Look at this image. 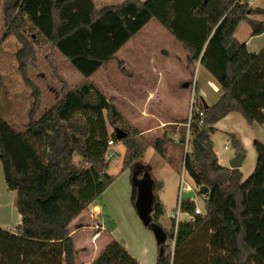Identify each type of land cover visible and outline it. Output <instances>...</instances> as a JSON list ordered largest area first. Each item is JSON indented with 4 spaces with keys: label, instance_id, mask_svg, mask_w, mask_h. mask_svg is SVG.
Segmentation results:
<instances>
[{
    "label": "trees",
    "instance_id": "obj_1",
    "mask_svg": "<svg viewBox=\"0 0 264 264\" xmlns=\"http://www.w3.org/2000/svg\"><path fill=\"white\" fill-rule=\"evenodd\" d=\"M2 13L5 36L21 43L15 57L33 101L22 131L0 116V162L21 216L14 232L0 227V264H76L71 222L99 203L114 179L106 171L107 140L117 141L109 128L126 132L120 140L125 147L122 166L130 170L135 209L141 174L134 172V165L145 151L153 147L173 165L169 146L174 142L168 135L147 139L113 97L87 81L111 60L121 66L116 52L152 18L181 43L188 66L198 62L221 92L205 108L202 125L192 128L203 150L195 147L184 162L193 184L209 189L205 213L194 221H180L176 228L172 221L162 232L161 206L152 203L147 227L164 238L158 242L156 264H264V143L253 142L255 167L242 180L238 168L218 162L211 140L212 125L230 112L240 113L249 124L264 123V47L249 52L235 37L243 21L252 35L264 32L263 8L248 0H124L101 9L94 0H2ZM41 41L58 49L86 81L36 117L40 91L27 74L26 61ZM184 134L183 128L177 138L181 148ZM230 137L236 151L243 153L235 135ZM194 206L190 199L182 202L186 212ZM255 218L261 221L250 230L249 221ZM100 219L109 231L114 228L105 215ZM258 234L263 242L251 244L249 237L255 240ZM166 239L174 240L172 252H166ZM82 264L141 263L112 238L92 261Z\"/></svg>",
    "mask_w": 264,
    "mask_h": 264
},
{
    "label": "rangeland",
    "instance_id": "obj_2",
    "mask_svg": "<svg viewBox=\"0 0 264 264\" xmlns=\"http://www.w3.org/2000/svg\"><path fill=\"white\" fill-rule=\"evenodd\" d=\"M123 1L124 0H94L97 9L118 5ZM251 5H257L260 7L262 6L264 8V2L262 0L253 2L251 3ZM254 18L262 19L263 16L257 15L254 16ZM249 28L250 26L246 22H241L239 25V37L243 38L245 31ZM241 30H243L242 32L244 33H242ZM5 32L6 27L4 24V16L2 13V0H0V116L6 119L9 123H13L14 125H16V129L18 131H22L24 128V124L27 122L28 112L30 110L33 98L31 89L24 82L18 70V63L15 57V53L21 47V43L18 42L12 35L6 37ZM166 36L172 37L156 19H150L141 29V31L134 35V39L132 40L131 44L129 43L130 46L126 48L127 52H124V49H120L121 51H118L116 53L117 57L121 59H129L132 57L134 61L136 60L135 62H133L134 65H127L122 61L123 63L121 66L117 64V67L114 66L110 68L106 67V69H100L94 75L87 79L88 82L92 83L106 97L107 95L103 91H106L107 93L113 92L117 94V97L112 96L114 98V101L116 99L117 103L121 106L120 108H123L124 110H127V112H130L132 114L136 121L132 123L129 120L128 121L139 130H141L143 127H151L153 120L148 119V116L154 114L158 117H160L161 115L162 119L169 118L172 110H174L178 105L176 100V102L172 101V104L169 105V107L161 105L162 103L158 105L159 103L153 104L149 101H146L147 97L153 98V96L150 95L147 90L149 91L153 90L152 88H155L154 86L148 85L155 76L152 74H156V70H153L150 64H153V61L159 62L164 58L163 52H165V50L159 43L160 40L162 41V39ZM263 38L264 37H262V39ZM164 44L165 46L167 45V47L170 46L169 42H164ZM134 47L138 48L145 55L140 53L139 50L138 52L134 51ZM128 50L130 53L128 52ZM179 51V55L175 54V59H177L180 63L182 62V66L180 69L183 70L184 66H186L188 70L189 79L187 80V82L189 84V99L191 94L190 86H192L193 83H195L196 86H199V90L203 96L207 95L208 97V94L210 95L212 93L209 86L210 84L206 82L204 78V74L206 72L208 73V71L198 62L194 66L189 67L185 58V53L181 51L180 48ZM148 54L149 57H147ZM140 56L142 57L141 59ZM160 57H162V59ZM26 66L29 78L35 83L38 89H41L42 87L43 89H46L47 86H54L50 88L52 92L50 97H47L49 98L47 103L39 99L40 101L37 107L36 117H40L44 112H46L47 109L51 107L55 103V101H57L62 96L63 93L81 85L84 81H86L84 77L74 68V66L61 54L58 49L53 48L48 44H44L42 41L34 47L31 56L26 61ZM172 71L174 72L175 69H173ZM176 87L179 88L178 86ZM126 92L127 95L129 94L131 96L136 105H133L132 107L128 106L126 104L128 101L121 98L123 97L122 95H125ZM54 96H56V100H53ZM12 104L15 106L13 111L7 113L8 107ZM187 107V109H189V103ZM185 118L183 119V122ZM163 128L164 131H161V136L163 134H170L172 126H166ZM112 132L113 130L109 128L108 134L111 135ZM155 134L157 135L159 133ZM143 135L149 140H154L155 138H150V135L148 134L143 133ZM229 147L232 148V146ZM169 153L175 165H171L163 158H161L153 147H149L143 154V157H141L140 160H138L134 165V172L139 173V170L145 171V173L143 172V175L141 174L140 178H137L139 183L148 182L152 184V178L154 179L155 185L154 183L153 185L155 186V188H153L152 191L151 205L152 203L159 200L164 208V213L159 219L162 227V232L167 231L171 228L172 220L170 219V215L172 212H174V209L176 207L178 189L182 174L181 147L175 144H171L169 146ZM120 159L121 155L118 154L110 160L108 168V172L110 174H116L118 173V171H120L116 169V166L119 163ZM143 161L151 166V172L149 170H146V167L142 165ZM255 163L256 152L255 149H253L251 153H247L246 159L241 167V171L243 172L242 180H245L252 173L255 167ZM141 166L142 168H140ZM249 166L251 168L247 169V167ZM176 168L178 170H176ZM188 187H193L195 189V196L191 198V201L196 206L204 209L205 200L203 199V194L200 193L199 190L194 186L192 179L184 171V189H187ZM120 205L122 217H120L119 219H128L130 217L128 211L130 203L128 200V196H126L125 190L121 191ZM133 208L134 210H136L134 206ZM90 215L91 213L89 210L84 211L82 217L75 223L79 224V222H81L78 227H82L83 225L86 226V230L83 231V233L74 235L75 248L78 249L76 264L87 263L93 257L92 255H94L95 252L98 253L103 249L102 244L104 243L105 239L104 235L108 231L107 228L103 230V235H100L96 240L91 241V245L86 243L85 239H83L84 236H87V234L94 235L96 232L101 230V219H99V217H90ZM180 218L183 220L186 218V214L184 213L183 209H181ZM260 221L261 219L258 218L249 221L254 223H251V225L249 224L250 230L255 229V227H257V224L255 223ZM6 223L7 222H2L0 225H2L4 229H6ZM10 223L16 225V222ZM13 225L11 226V231L14 232L15 226ZM128 226L129 223L123 220L122 224H120L119 232L128 233V231L130 230ZM141 226L143 230H151L156 236L155 231L148 228L144 224ZM261 234L264 237V230H262ZM261 234H258L259 236L256 235L257 237L255 240L253 239L254 236H250L248 241L251 244L263 242ZM165 245L167 246L166 252H172L174 240L166 239ZM86 249L87 251L88 249L93 251L85 252Z\"/></svg>",
    "mask_w": 264,
    "mask_h": 264
},
{
    "label": "crops",
    "instance_id": "obj_3",
    "mask_svg": "<svg viewBox=\"0 0 264 264\" xmlns=\"http://www.w3.org/2000/svg\"><path fill=\"white\" fill-rule=\"evenodd\" d=\"M256 1H258V0H254L253 2H256ZM262 1L264 2V0H262ZM258 7H260V6H258ZM261 8H263V7L261 6ZM255 16H257V15H255ZM239 25L235 31V37L238 39V41L244 42L246 44L247 50L249 52L258 53L264 47V38L262 39V37H264V32H262L259 35H252L251 34V28H249L245 31L243 38H240L238 35ZM242 31L243 30H241V32ZM242 33H244V32H242ZM172 37L166 36L162 39V41L160 40L159 44H161L162 48L165 50V52H163L164 58L162 59V57H160L162 59V60L160 59L161 61H159V62L153 61V64L152 63L150 64L151 68L153 70H156V74H154V73L152 74L155 76L148 85L154 86L156 89L152 88L153 90H149V91L147 90V92L150 95H152L153 98L147 97L146 101H149L153 104L159 103L158 105H160V103H162L161 105H165V106L169 107V105L172 104V101L176 100L178 105L176 106V108L174 110H172L169 118L162 119L161 115H160V117H158L154 114L148 116V119L153 120V123H152L150 128L143 127L141 129V131L144 134L150 135V138H153V137L157 138V137H161L160 133H162L164 131L163 127H166V126L171 127L172 126V130H171L170 134H168V136L173 140L175 145H178L174 136L176 135V138H178L179 133L183 130V126H182L183 119L187 116L186 114L188 113L187 112L188 111L187 106L189 103V101H188L189 100V89H188V86L186 87V86H184V84L185 83L188 84L187 80L189 79V73H188L186 66H184L183 70L180 69L182 66V62L180 63L177 59H175V54L179 55V52H180L179 48L181 51H183L185 53L186 60H187V52L182 47L181 43L179 41H177L174 37L173 38ZM133 39H134V36L131 37L129 39L130 41L128 40L123 45L124 47L122 46L120 49L121 50L124 49V52H127L126 48L130 46ZM164 42H169L170 46L169 47H167V45L165 46ZM120 49L118 51H121ZM133 50L138 52L139 49L134 47ZM128 52H129V50H128ZM140 53H142V52L140 51ZM143 55H145V54H143ZM115 57L118 60L123 61V62H125V64L130 65V66L134 65L133 62L136 61V60L134 61L132 59V57L129 59H121V58H118L116 54H115ZM147 57H149V54ZM141 58L142 57L140 56V59ZM114 61H115V63H114ZM117 64L118 63H117L116 59L111 60L108 63L101 66L97 71H99L100 69H106V67L107 68L114 67V66L117 67L116 66ZM173 69H175L174 72L172 71ZM208 73L206 72L204 74V78H205L206 82H208L210 84L209 86H210L212 93L210 95L208 94V97H207V95L203 96L199 90V86H197V95L200 97L201 100H204L206 102L207 106H210L218 100L221 92H220V89H219V86H218L216 80L211 76L210 73L209 74ZM197 85H198V83H197ZM176 86H178L179 88H177ZM52 87H54V86H47L46 89L45 88L43 89V87L41 89L39 88L41 91L40 92L41 93L40 94V100L41 101H44L46 103L48 102L49 98H47V97H50L51 92H52V90L50 88H52ZM103 92L107 95L108 98L112 97V96L117 97V94H115L113 92H108V93L106 91H103ZM122 96L124 97V98L121 97L123 100L128 101L126 103L128 106L132 107L133 105H136L135 102L133 101V99L131 98V96L129 94L127 95V92L125 93V95H122ZM144 96H145V94H144ZM53 100H56V96L53 97ZM114 103L118 107L120 112L125 117H127V119L131 123L136 121L130 112H127V110L120 108L121 106L117 103L116 99H115ZM14 107L15 106L13 104L10 105L8 107L7 113L12 112ZM212 127L214 128V132L211 134V140L213 142V150L217 156L218 162L222 166H225V167L231 168L229 166V161L233 158V156H235V154L239 153L235 149L233 140L230 137L231 134L235 135L236 140L240 142V144L244 150V152L242 153L243 159L241 161V165L238 167V169L240 171H241V167H242V165L246 159L247 153H251V151L254 149L253 142L255 140H258V141L264 143V123H262V124H259V123L249 124L246 121V119L243 117V115H241L238 112H230V113L226 114L225 116H223L222 118L217 120L212 125ZM111 130H113V129H111ZM154 132L159 133V134L156 135ZM154 135H156V136H154ZM110 139L112 140V137H109L108 140H110ZM108 140H107V142H108ZM229 146H232V148H230ZM107 152L112 153V157L107 159L108 160V165H107V169H106L107 173L110 174L108 172L110 160L113 159L118 154L121 155V159H120L119 163L117 164L116 169L120 170V171H118V173H116V174H110V175L114 176V179L107 186V188L103 191V193L101 195L100 203L92 204L90 206V209H89V211L91 213L90 217H93V218L99 217V219H100V215L103 214V215H105L107 220L112 219L109 221H112L114 224V228L111 231L108 230L105 233V235H104L105 239H104V243L102 244V248H104L107 245V243L113 238V239L121 242L124 245V247L126 248V250L134 258H136L141 264H156V259H157V255H158L156 236L151 230H143L141 228L142 227L141 225H143V224L139 218L137 211L134 210L133 205L131 203L130 170L129 169H123V166H122V158H123V155L125 152V147L123 146V144L121 143L120 140H117V141L114 140L112 145L107 144ZM181 152H182V148H181ZM75 159H77V158H75ZM142 165L146 167V170H149L151 172V166H149L145 161H143ZM173 165H175L174 162H173ZM140 168H142V166ZM249 168H251V167L250 166L247 167V169H249ZM176 170H178V169L176 168ZM143 172L145 173V171L139 170V173L142 175H143ZM241 173L243 176L242 171H241ZM152 180L154 183L153 178H152ZM149 184H150V187H152L151 183H149ZM154 185H155V183H154ZM154 188H155V186H154ZM122 190H125L126 196H128V200L130 203V206L128 207V211H129L130 217L128 219L120 220L119 218L122 217V211L120 210L121 209L120 194H121ZM151 191H153V190L151 189ZM190 200H191V198H190ZM126 201H127V199H126ZM157 203L160 204L161 209H162V214H163L164 208H163L162 204L160 203L159 200L157 201ZM83 213L84 212H82L77 218H75L71 222V235H72V238L74 240V246H75L74 235L75 234L78 235V233H83V231L86 230L85 225H83L82 227H78V225L81 222H79V224H75L76 221L82 217ZM170 219L173 221V212L170 215ZM123 220L129 223L128 228L130 230L128 231V233H120L119 232V227H120V224H122ZM2 222H7L6 223V229L8 226L11 227L13 225L10 222H16V225H13V226L17 227L21 222V216L18 213L17 208H16V192L11 191L7 188L5 180H4L2 165L0 162V224ZM100 222H101V226H100L101 230L100 231L96 232L94 235L87 234V236H84V238H83V239H85L86 243H88L89 245L92 244V242H91L92 240H96L100 235L104 234L103 230H105L106 228H105V225H103V222L101 220H100ZM0 227L4 228V227H2V225H0ZM81 230H82V232H81ZM75 249L78 250L77 248H75ZM91 251H93V250L88 249V251H87V249H86L85 252H91ZM98 253L95 252L94 255H92L93 257L87 263L92 261L98 255Z\"/></svg>",
    "mask_w": 264,
    "mask_h": 264
},
{
    "label": "built area",
    "instance_id": "obj_4",
    "mask_svg": "<svg viewBox=\"0 0 264 264\" xmlns=\"http://www.w3.org/2000/svg\"><path fill=\"white\" fill-rule=\"evenodd\" d=\"M254 0H248V3L251 4L253 3ZM191 88V94H190V99H189V109H188V113L187 116L184 120V122L182 123V126L185 130V134H184V142L182 145V160H181V169H182V174H181V180H180V185H179V189H178V195H177V201H176V207L174 209L173 212V221L175 224V228L177 226V224L182 221L183 219L180 218V214H181V209H182V202L185 200L183 198V193L187 192L189 190H192L195 193V189L193 187H188L187 189H184V162H185V158L187 155H189L192 150L195 148L194 142H193V134H192V128L193 125L196 123V125H202L203 123V119H204V105L202 100L200 99V97L197 96V86L195 85V83L192 84V86H190ZM176 141L178 140L176 138V135L174 136ZM108 145H112L113 141L110 139L107 142ZM112 157V153L111 152H107L105 155L106 159H109ZM198 190L200 187L195 186ZM203 199L206 200L207 199V195L205 193H203ZM184 213L186 214V218L185 220L188 221H194L197 215H204L205 211L203 208H200L199 206H194L193 210L190 212H186L184 211ZM7 230H11V227L8 226Z\"/></svg>",
    "mask_w": 264,
    "mask_h": 264
},
{
    "label": "water",
    "instance_id": "obj_5",
    "mask_svg": "<svg viewBox=\"0 0 264 264\" xmlns=\"http://www.w3.org/2000/svg\"><path fill=\"white\" fill-rule=\"evenodd\" d=\"M184 86L187 87L188 84L185 83ZM202 102L204 108H207L206 102L204 100H202ZM113 132L117 140H121L122 137L126 135L125 131L118 128L113 129ZM193 142L195 147H197L200 150H203L202 144L196 138H193ZM242 159H243V154L241 152L235 154V156H233V158L229 161V166L231 168H238L241 165ZM208 190L209 189L206 186H201L199 188V192H201L202 194L208 192ZM194 196L195 193L192 190L183 193L184 199H190L193 198ZM151 198H152V191L150 185L147 182H140L138 184V190H137L136 210L140 220L145 226L150 224L152 219V216L150 214ZM156 237H157V242H162L164 240L160 231L156 232Z\"/></svg>",
    "mask_w": 264,
    "mask_h": 264
}]
</instances>
